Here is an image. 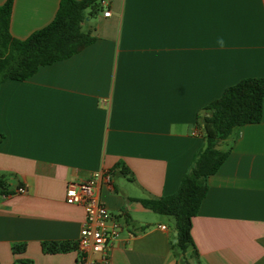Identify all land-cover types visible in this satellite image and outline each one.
<instances>
[{"label": "crops", "instance_id": "0c3cea01", "mask_svg": "<svg viewBox=\"0 0 264 264\" xmlns=\"http://www.w3.org/2000/svg\"><path fill=\"white\" fill-rule=\"evenodd\" d=\"M60 1L13 0L12 36L48 25ZM83 29L90 45L0 86V175L13 190L0 194V264H76L77 250L43 243H77L85 208L67 199L95 174L122 225L111 264H264V104L221 145L230 153L192 222L195 256L141 202L177 191L206 145L204 108L264 77V0H103Z\"/></svg>", "mask_w": 264, "mask_h": 264}, {"label": "trees", "instance_id": "16d2710c", "mask_svg": "<svg viewBox=\"0 0 264 264\" xmlns=\"http://www.w3.org/2000/svg\"><path fill=\"white\" fill-rule=\"evenodd\" d=\"M101 0H61L53 20L26 39L10 32L13 0L0 5V86L6 80H26L41 66L66 59L90 45L95 37L83 29L87 14L100 10ZM264 77L245 78L227 87L210 102L200 116L206 145L193 158L177 191L160 198L142 199V204L156 213L175 219L176 242L180 252L194 250L192 222L208 192V177L215 174L227 159L230 149L221 147L233 131L262 119ZM4 135L0 134V143ZM121 166V164H118ZM123 168L122 172L125 173ZM9 178L0 175V194L13 192ZM49 253L77 250L73 242H44ZM18 249L17 247L15 248Z\"/></svg>", "mask_w": 264, "mask_h": 264}, {"label": "built area", "instance_id": "2783aa9c", "mask_svg": "<svg viewBox=\"0 0 264 264\" xmlns=\"http://www.w3.org/2000/svg\"><path fill=\"white\" fill-rule=\"evenodd\" d=\"M104 15L109 16L110 11L106 9ZM98 177L99 174H95L78 183L77 191L67 199L69 203L82 204L86 213L77 241L76 264H111V248L122 229L119 220L95 194ZM17 192L23 193L24 188L19 187Z\"/></svg>", "mask_w": 264, "mask_h": 264}, {"label": "rangeland", "instance_id": "374dc122", "mask_svg": "<svg viewBox=\"0 0 264 264\" xmlns=\"http://www.w3.org/2000/svg\"><path fill=\"white\" fill-rule=\"evenodd\" d=\"M165 217H166L167 219H169L171 223H174L175 219H174L173 216H171V215H165Z\"/></svg>", "mask_w": 264, "mask_h": 264}]
</instances>
